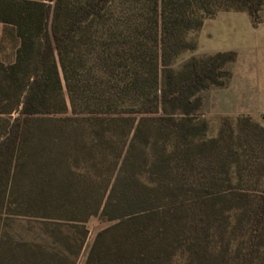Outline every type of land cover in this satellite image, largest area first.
Segmentation results:
<instances>
[{
	"label": "trees",
	"instance_id": "1",
	"mask_svg": "<svg viewBox=\"0 0 264 264\" xmlns=\"http://www.w3.org/2000/svg\"><path fill=\"white\" fill-rule=\"evenodd\" d=\"M228 1L257 24L264 0ZM136 3L0 0V50L17 39L0 65V218L46 238L2 232L0 264H76L93 216L108 223L82 264H264V125L225 116L211 135L198 113L236 53L174 67L202 23L189 7L209 0H150L159 49Z\"/></svg>",
	"mask_w": 264,
	"mask_h": 264
},
{
	"label": "rangeland",
	"instance_id": "2",
	"mask_svg": "<svg viewBox=\"0 0 264 264\" xmlns=\"http://www.w3.org/2000/svg\"><path fill=\"white\" fill-rule=\"evenodd\" d=\"M130 1L137 2L136 4L139 6L138 9L134 8V11H130L132 14H129L130 22L138 21L140 23L138 27L139 41L150 42L155 46L153 49H159L160 35H157L158 42L154 44L156 33L154 30L151 31V27L148 25L149 21L154 18L153 11L147 8L150 0ZM209 2L212 8L211 12L200 8V3H195L188 9L193 14V25L196 20L202 19L199 27H190L183 33L187 41L194 42V47L186 48L177 55L169 54L165 59L170 60L172 66L176 67L191 56L203 57L217 51L234 50L235 59L224 65V69L230 75L222 76V83L210 85L198 92L201 98L198 113L207 120L208 133L211 135L217 132L221 118L225 116L235 118L242 114L250 115L264 125V81L260 80L255 72L257 66H253L251 72H246L244 69L247 65L243 63V60H264V3L258 11L257 24L253 25L248 12L235 7L228 0H209ZM118 14L119 11H116L113 6L108 10L107 15L114 18ZM129 32L123 31L120 37L126 41L129 40L134 36L135 31H132L130 36ZM16 45V38L7 37L0 50V65H5L13 59ZM3 107L9 108L10 105ZM107 223L108 221L97 216L88 219L86 222L88 233L83 247L76 257V264L83 263L95 232ZM2 232H7L11 236H14L16 232L23 235L34 232L35 238H45L39 233L40 230L36 222H28L25 219L5 225L0 218V234ZM259 260L261 257L253 259V261Z\"/></svg>",
	"mask_w": 264,
	"mask_h": 264
},
{
	"label": "crops",
	"instance_id": "3",
	"mask_svg": "<svg viewBox=\"0 0 264 264\" xmlns=\"http://www.w3.org/2000/svg\"><path fill=\"white\" fill-rule=\"evenodd\" d=\"M1 28H2V22L0 20V36H1ZM243 63L247 65L246 69H244L246 72H251L253 66H257L255 72L257 73L258 78L264 81V60H243Z\"/></svg>",
	"mask_w": 264,
	"mask_h": 264
}]
</instances>
